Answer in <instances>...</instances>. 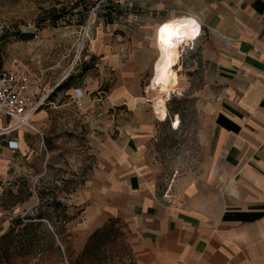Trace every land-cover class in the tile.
<instances>
[{"label": "rangeland", "instance_id": "obj_1", "mask_svg": "<svg viewBox=\"0 0 264 264\" xmlns=\"http://www.w3.org/2000/svg\"><path fill=\"white\" fill-rule=\"evenodd\" d=\"M144 4L0 0V69H26L43 96L67 77L72 80L68 89L46 100L48 107H61L51 110L46 131L34 123L42 136L22 133L25 145L0 156V264H130L131 235L118 219L95 229L106 227L95 246L82 252L95 231L85 228L86 205L76 192L95 163L90 134L97 138L109 130L111 137L138 136L160 192L176 179L201 176L219 89L218 74L205 57L206 31L196 37L195 26L184 23L193 40H179V54L172 56L163 33L182 21L159 23V15ZM159 54L167 66L161 71L154 62ZM173 68L179 85L165 103L167 120L161 122L152 109L159 93L146 87L155 83L156 74ZM77 88H87L85 98L76 96ZM169 119L176 120L175 131Z\"/></svg>", "mask_w": 264, "mask_h": 264}, {"label": "crops", "instance_id": "obj_2", "mask_svg": "<svg viewBox=\"0 0 264 264\" xmlns=\"http://www.w3.org/2000/svg\"><path fill=\"white\" fill-rule=\"evenodd\" d=\"M144 7L159 23L173 18L197 28V19L206 31L205 57L219 78L206 160L200 177L176 179L160 192L138 136L90 134L95 163L76 191L85 228L122 221L133 264H264V0H145ZM159 58L161 71L167 66ZM75 91L85 98L87 88ZM49 103L34 116L45 131L51 110L61 107ZM22 133L0 137L1 157L14 153L10 141L18 151L25 145Z\"/></svg>", "mask_w": 264, "mask_h": 264}, {"label": "built area", "instance_id": "obj_3", "mask_svg": "<svg viewBox=\"0 0 264 264\" xmlns=\"http://www.w3.org/2000/svg\"><path fill=\"white\" fill-rule=\"evenodd\" d=\"M202 29L200 30L201 34ZM76 94V91H75ZM48 94L43 96L35 90V83L24 68L0 69V137L18 133L19 131H32L42 136L40 129L36 128L34 116L41 109ZM79 98L80 95L76 94ZM176 120L173 121L174 128ZM174 131V130H173ZM10 149H17L15 142H9ZM133 264V257L128 261Z\"/></svg>", "mask_w": 264, "mask_h": 264}, {"label": "bare ground", "instance_id": "obj_4", "mask_svg": "<svg viewBox=\"0 0 264 264\" xmlns=\"http://www.w3.org/2000/svg\"><path fill=\"white\" fill-rule=\"evenodd\" d=\"M195 30L196 36L199 33L198 22ZM162 38L166 52L173 56L179 54V48L177 46L179 40L183 43H188V41L190 42L193 40V34L184 23L177 22L173 23L170 27H168V29H166ZM178 85L179 77L177 76L176 70L173 68L159 73L156 76L155 83L147 87V90H156L157 93H159L158 97H156L152 103V109H154V114L158 121L167 120V109L165 108V103L169 96L176 90L175 88L178 87ZM161 94H163V96H161Z\"/></svg>", "mask_w": 264, "mask_h": 264}, {"label": "trees", "instance_id": "obj_5", "mask_svg": "<svg viewBox=\"0 0 264 264\" xmlns=\"http://www.w3.org/2000/svg\"><path fill=\"white\" fill-rule=\"evenodd\" d=\"M71 81H72L71 76L67 77L62 84H60L54 89V92L68 89ZM38 218H41V217H38ZM17 223H20V221L17 220ZM105 229L106 227L101 228L100 230H95L89 235V238L87 239V242L85 243L83 251H82L84 254L88 249H91L92 247L95 246L96 242L98 241V235L100 234L101 231Z\"/></svg>", "mask_w": 264, "mask_h": 264}]
</instances>
